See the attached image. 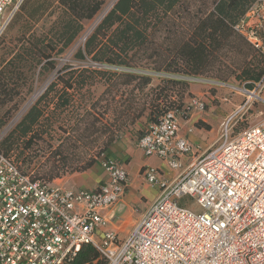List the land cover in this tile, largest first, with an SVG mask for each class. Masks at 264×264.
Segmentation results:
<instances>
[{
	"label": "built area",
	"instance_id": "obj_1",
	"mask_svg": "<svg viewBox=\"0 0 264 264\" xmlns=\"http://www.w3.org/2000/svg\"><path fill=\"white\" fill-rule=\"evenodd\" d=\"M22 2L0 0V38ZM233 29L264 58V0L254 2ZM177 78L208 81L199 75ZM263 90L264 68L250 88H240L243 97L222 122L219 138L184 167L180 158L192 146L178 134L181 111L169 108L146 125L137 147L179 172L167 179L158 167L142 170L159 192L122 237L103 230V211L128 187L122 162L102 159L98 186L66 190L23 172L13 157L0 153V264H63L84 244H91L104 264H264V118L237 133L230 124ZM190 104L204 108L198 96ZM185 196L197 210L180 203Z\"/></svg>",
	"mask_w": 264,
	"mask_h": 264
},
{
	"label": "trees",
	"instance_id": "obj_2",
	"mask_svg": "<svg viewBox=\"0 0 264 264\" xmlns=\"http://www.w3.org/2000/svg\"><path fill=\"white\" fill-rule=\"evenodd\" d=\"M256 1L115 0L87 33L86 23L94 22L109 0H57L53 7L41 0H23L0 38V134L31 89L28 72L37 66L40 69L54 68L55 58L84 34L86 36L77 49V57L83 59L89 55L92 60L119 70L105 77L103 94L114 87L113 98L117 94L124 96L120 114L125 121L132 122L144 113L148 123L157 121L163 112L173 107L161 105L158 96L171 89L170 84H181L185 90L188 89V82L183 79L158 77L154 73L168 72L173 67L175 70L172 72L175 73L201 76L215 56H226L228 51L242 55L237 62L241 69L238 77L249 82L245 87L250 88L263 72L264 58L234 31L233 25ZM48 9L47 15L55 13L53 20L43 18ZM195 17L196 22H193ZM14 20L20 25L18 33L4 37ZM161 34L164 37L159 40ZM237 37L240 40L236 42ZM222 49L225 51L218 53ZM251 50L260 62L258 70L248 67L246 57ZM75 75L74 70H69L49 84L21 118L2 134L0 153L10 156L9 153L17 151V158L24 157L35 139L40 140L47 133L46 128L51 126L49 122L54 111L62 112L73 106L75 94H92L94 84L82 74L78 78ZM153 78L159 81L158 95L150 103L145 100L140 102V93L152 83ZM189 97L191 99L192 96ZM49 103L53 104L51 115L46 114ZM45 115L46 124L41 122ZM96 122L101 121L92 117L89 122H83L86 123L83 131L93 128ZM197 124L206 129L210 127L201 122ZM145 127L140 130L136 141L144 134ZM52 153L56 156L58 149ZM65 167L63 163L61 176L68 172ZM83 167L93 169L91 163ZM58 171L59 167L53 164L46 179L32 176L49 184L60 177ZM63 264H104V260L91 244H84Z\"/></svg>",
	"mask_w": 264,
	"mask_h": 264
},
{
	"label": "rangeland",
	"instance_id": "obj_3",
	"mask_svg": "<svg viewBox=\"0 0 264 264\" xmlns=\"http://www.w3.org/2000/svg\"><path fill=\"white\" fill-rule=\"evenodd\" d=\"M41 1H43L45 5L47 4L52 7L57 4V0ZM49 11L50 9L45 12L43 18L46 20H53L55 13L53 15H47ZM198 16L199 15H197V17ZM192 21L196 22V17L193 18ZM19 26L20 25L15 23L14 20L6 30L4 37L7 38L9 35L17 34ZM92 26L93 22L86 23L85 32L90 30ZM163 37L164 34H161L159 40H162ZM80 40L79 38L63 54L55 58L54 68L40 69V67L37 66L28 72L31 78V89L13 118L0 134L1 137L6 130L17 122L25 110L45 91L49 84L57 80V77L61 78V74L66 75L69 70H74L77 78L82 74L83 78H87L89 82L94 84L92 94H75L73 106L62 112L59 110L53 112V117L49 122L51 126L46 128L47 133H44L42 139H35L30 149L25 152L24 157L19 156L17 158V151L9 153L25 172H32L34 176L42 179L47 178L48 169L53 164L59 167V176H61V166L63 163L66 164L65 168L68 172H84L89 170L84 169L83 166L90 163L93 167L91 170H101L100 161L105 157V153L112 144L125 134H132L137 137L140 130L148 123L145 113L132 122L122 119L120 113L124 107V96L117 94L116 97L113 98L116 89L114 87H110V91L103 94L105 90V77H108V74L116 72L118 70L117 67L94 61L89 55H86L83 59L78 58L76 52L82 43ZM237 40L239 41L240 38L237 37L235 41L237 42ZM162 46L166 47L163 44ZM224 51L225 50L222 49L218 53H223ZM241 57V54H234L229 51L226 56L218 54L210 62V65L205 67L206 71L201 73V76L208 80L207 83H195L200 88L198 91L207 92L206 94L199 95L204 102V108L200 112L206 113L207 110H210L209 119L212 123V135L215 137V140L220 136L222 122L235 110L237 104L243 97L240 88L245 87L249 83L238 77L241 74V69L238 68L237 62ZM246 58L249 61L248 67H253L255 70L261 68L260 62L252 50ZM170 70L171 71H166L164 73L170 74L174 76V78H177V76H185L181 73L172 72V70H175L173 67L170 68ZM158 84L159 81L153 78L152 83L140 93V102L145 100L150 103L152 100H155L159 91L157 87ZM170 85L169 87L171 89L162 92V94L158 96L161 98L159 102L161 105L165 104L179 109L182 117L188 116V112L193 108L189 103L190 94L188 95L187 90H185L181 84ZM52 95L53 93L50 94V96ZM260 96L261 99L252 102L250 109L246 112H238L233 119H231L230 124L232 126V133H237L243 128L254 125L264 118V90L261 92ZM47 106L46 114L51 115L53 104L49 103ZM47 115L41 119L42 123L46 122L45 118ZM92 117L99 118L101 122H96L95 126H97V128L94 126L93 128L83 131L86 124L83 122L86 120L89 122ZM201 123L206 124L204 122ZM55 149H58V154L53 156L52 152H54ZM144 202L145 201H141L140 204H135L133 206V210L136 214H138L139 211H144L150 204L144 205ZM180 203L189 205L192 209L197 210L196 205L188 196L181 198ZM119 236L122 237L124 235L120 233Z\"/></svg>",
	"mask_w": 264,
	"mask_h": 264
},
{
	"label": "crops",
	"instance_id": "obj_4",
	"mask_svg": "<svg viewBox=\"0 0 264 264\" xmlns=\"http://www.w3.org/2000/svg\"><path fill=\"white\" fill-rule=\"evenodd\" d=\"M200 88L195 83H188V93L191 96H199L207 92L198 91ZM190 98V97H189ZM190 100V99H189ZM190 103V102H189ZM209 111H196L193 107L188 112V116L179 118V136L186 138L192 148L191 151L180 158L182 167H184L191 158L195 157L207 149L215 140L212 135V123L209 119ZM204 122L211 126L205 129L198 125L197 122ZM136 135L125 134L119 138L105 153L104 158H111L122 162L128 172V187L122 198L103 211L107 218L106 226L103 230L117 231L119 234L125 235L131 226L140 217L143 211L136 214L133 210L135 204L145 201L144 205L150 203L158 194L159 187L148 183L142 173L146 167H158L161 169L165 178L170 179L176 175L179 170H173L167 166L165 161L154 155H146L137 147ZM101 168V167H100ZM103 177L102 169L93 171L91 169L84 172H67L60 177L54 178L49 182L50 186H57L61 189L75 190L78 188H95ZM100 233L97 235L99 236Z\"/></svg>",
	"mask_w": 264,
	"mask_h": 264
}]
</instances>
